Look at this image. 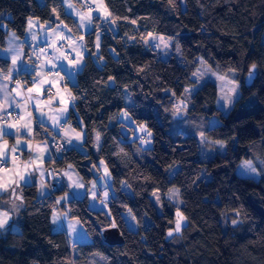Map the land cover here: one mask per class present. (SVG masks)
I'll return each instance as SVG.
<instances>
[{"label": "trees", "instance_id": "16d2710c", "mask_svg": "<svg viewBox=\"0 0 264 264\" xmlns=\"http://www.w3.org/2000/svg\"><path fill=\"white\" fill-rule=\"evenodd\" d=\"M103 1L115 23L113 29L107 24L101 29L96 59L102 63L93 58V29L83 35L84 64L70 85L76 97L70 116L80 119L85 151L70 147L58 160L49 158L45 164L54 168L68 164L88 185L91 165L102 160L111 180L109 214L90 208L86 195L59 204V191L38 197L34 184L23 185L22 207L15 219L19 230L6 227L0 234V264H92L95 252L103 255L104 264H264V0ZM30 16L63 22L73 34L80 33L62 0H0V46L8 31L24 37ZM148 33L173 37L181 61L174 54L161 58L145 42ZM197 57L233 79L238 97L224 113L216 105L215 83L205 82L190 95L192 105L181 117L192 120L194 127L186 128L187 135L179 131L173 137L168 131L175 114L172 100L193 84ZM253 64L256 76L247 86L244 76ZM8 66L0 58L1 75ZM121 111L132 123L118 119ZM212 117L219 123L209 126ZM138 125L151 132L150 147L130 139ZM194 132L221 140L224 151L201 159ZM95 135L99 145L93 152ZM242 159L252 161L257 179L237 174ZM174 164L178 168L170 176ZM203 164L210 178L195 184ZM172 185L178 188L180 205L164 196ZM153 190L161 193L160 213L150 197ZM56 206L80 222L88 241L71 244L64 231H55L50 215ZM176 208L185 224L168 236ZM126 209L136 230L125 222ZM223 212L225 230L220 223ZM233 219L239 222L233 225ZM112 222L120 233L118 242L101 236Z\"/></svg>", "mask_w": 264, "mask_h": 264}, {"label": "crops", "instance_id": "0c3cea01", "mask_svg": "<svg viewBox=\"0 0 264 264\" xmlns=\"http://www.w3.org/2000/svg\"><path fill=\"white\" fill-rule=\"evenodd\" d=\"M75 1L80 2V0ZM82 8L86 9L83 6ZM93 10H95V6ZM71 15L77 21L79 26L80 33L77 35L73 34L71 30H69V28H67L65 25H63V27L59 26L61 33L58 34L53 31L54 29H49L55 25V22H50V25L48 26L41 23L42 21L39 22L32 20L33 25L36 27L42 26L43 29L41 31L35 30L37 32H34L32 27L29 29V23H27L29 21H26L28 27L25 28V37L20 38L15 33L13 36V32L8 31L4 45L0 46V58L7 60L9 64L7 72L21 73L25 75L28 81L27 88L23 90L18 83L9 82L5 78V75L0 74V104H11L12 107L7 108V110L13 108L19 112V116L27 117V112H31V135L34 136V138L31 139L27 131L25 129H21L20 137L22 142L20 150L15 153V155L20 156L19 159L15 160L14 162L9 159V167L6 168L8 171H0V181L9 183L10 185L9 191L0 192V196L3 195L0 197V210L10 212V219L8 224L5 225V228L10 227L11 229L12 223L9 224V222H13L16 219L17 216L15 217V215H18L22 207L21 199L17 200L15 196L21 197V187L23 185L34 184L36 188V195L38 197H43L47 194L48 175L46 172L45 161L49 159L46 138L48 131L57 130L58 135L64 138L70 147H75L80 151H85V148L83 147V141L85 137L83 126L77 114H75L74 117L70 116L71 111H74V101L69 100V92L71 93V96H73L70 85H74L76 83V74L81 70L84 64L86 47L83 35L93 29H103L102 27L106 26V24L108 25V23H105L101 21L100 18L96 17L98 20V27H95V24L93 26L92 23L88 28V26H84V23L82 26L81 22L76 19L74 14ZM33 35L35 36V39H33ZM61 36L64 38L62 39ZM148 36L153 35L149 34ZM26 37L31 39V45H27L24 42ZM81 37H83V39H81ZM95 37L96 35L94 36V43ZM150 38L155 39V36ZM9 42L15 46L9 47ZM38 43L46 44L53 52V57L47 59L44 53L37 51L35 49V44ZM94 43L93 58L95 57ZM151 44L156 43L151 42ZM59 46H62L71 54L72 58L70 60L80 59V57L77 55V52L82 53L81 65L77 68H73L69 63L70 60H65L63 58L64 54ZM74 48L76 50H73ZM8 49H11V51H7ZM57 57L60 58L57 59ZM13 58H16L17 60L15 65L12 63ZM49 61H51V63H49ZM52 64L57 65L56 68L59 69V74L63 77V80H60L57 75H52L47 72V69L51 68ZM34 81L36 83H34ZM41 81H51V83L41 84ZM65 85H67V90H65ZM37 87L41 88L40 93L35 91V88ZM30 88L33 89V92L31 93L28 92V89ZM48 88H52L54 92L47 95L46 91ZM17 92L21 93V95H17ZM29 95H32L34 99L26 105L25 101ZM6 97L7 99H5ZM37 97L38 99H35ZM62 101H66L67 105ZM16 103H19L21 107H15ZM65 106H67L68 111L61 115V110L64 109ZM37 108H39L40 111H37ZM57 118H59V123L56 122ZM71 118L75 119L76 125H72L70 122H68ZM16 121H13L12 123H15ZM20 122L24 123V121ZM62 123L64 124L63 129L58 130L59 125ZM36 128H38L40 132L37 133ZM10 131L14 132L15 130L12 129ZM77 134L80 136L79 139H77ZM16 138L17 137L15 135L5 137L9 148L15 145ZM25 141H27V143H25ZM94 143L92 150L93 152H96L98 149L99 140H94ZM29 144L31 147L28 146ZM102 162V160H98L96 164L91 165L90 171L92 177L88 185H85L79 174L72 166L69 167L70 165L67 164L60 168H54V173L58 182L57 191H59L58 195L56 196V202L59 204L65 203V201L70 197L80 198L83 195H86L90 208L103 210L106 214H109L108 201L111 196V180L109 171L105 163ZM25 172L31 174L29 183L19 181L17 173L23 174ZM13 180L18 181L19 186L12 184L11 181ZM13 187L15 188V196L11 192V188ZM13 204L19 206L18 210H13ZM54 216L58 217L55 223H53ZM71 219L74 218L69 217L67 211L64 210H61L60 212L53 210L50 215V222L55 231H64L71 244L79 243L76 241V235L72 232L73 227L70 226ZM113 230L116 232L115 229ZM101 233L104 234L105 230L102 229ZM115 234L116 238L118 239L119 237L117 233ZM80 237L83 242L88 241L84 233L83 235L81 233ZM70 238L73 240H70ZM109 241L113 242V240Z\"/></svg>", "mask_w": 264, "mask_h": 264}, {"label": "rangeland", "instance_id": "374dc122", "mask_svg": "<svg viewBox=\"0 0 264 264\" xmlns=\"http://www.w3.org/2000/svg\"><path fill=\"white\" fill-rule=\"evenodd\" d=\"M86 1H89L92 5H94L95 10L91 11V10L83 9L82 8L83 3H85ZM97 2H98V0H80V2L75 1V0H62L65 12L69 15L74 14L76 19L79 20V22H81L80 15H88L89 12H91V15L93 18L98 17V18H100L101 21L108 23V25L113 28L114 23H112V20L109 19L110 17L107 20H105L104 15H103V11L102 10L97 11ZM69 3H71L73 5L72 8L68 7ZM103 3H104V1H103ZM182 3H183V0H182ZM104 5H105V3H104ZM52 18L54 20H56V16L54 13H52ZM29 19L36 20V21L40 22V20L37 17L30 16L27 18V21H29ZM27 23H26V28L28 27ZM41 23H43L44 25H48V26L50 25V21H42ZM92 23L94 26V24L96 23L94 21V19L92 20ZM54 24L55 25H53L49 29H54L55 32L58 34L61 33L59 26L63 27V25H64L63 22L55 21ZM85 25L88 26V28L90 26V24H88L87 21L84 22V26ZM32 28H33L32 30L34 32H37L35 30L41 31L43 29L42 26L36 27L35 25H33ZM101 34H102V31L99 28L96 29L94 32V36L96 35L95 43H94L95 44V57L99 52V48H97V46H96L97 36H99V45H100ZM149 34L155 36V39L154 38L151 39L150 37H153V36H148ZM148 35H147L145 41L149 42V43H151V42L156 43L157 50L159 51L161 58H167L170 54H174L176 59L179 62L181 61L180 47H179V44L177 43V41L174 40L173 37L162 35V34H157V33H148ZM161 37H163V42L160 39ZM18 43H19V41H18ZM165 44H167V46H165ZM8 46L13 47L15 45L10 43V44H8ZM95 57H94V59H95ZM196 60H197V65L191 74V78L194 82L191 86L186 87V89L184 90L182 95L178 97L180 108L173 107L175 109L174 112L176 113L180 110H185L187 107L191 106L192 102L190 100V95L197 88H199L202 84H204L207 81H212L215 83V85L217 87V91H218L217 99H216V105L220 108V110L222 112H224V113L227 112L229 110V108L233 105V103L235 102L236 98L238 97V93H239L238 84L233 79L227 78V77L223 76L222 74L218 73L215 69L211 68L208 64H206L204 62V60L201 57H197ZM96 63L98 65H100L102 63V59H96ZM219 77H224V80L219 79ZM230 81L233 83H229ZM233 84L236 86V94H234V96H233V102L231 104H227V103H225L224 100L221 99V97L225 96L228 93V90L231 87H233ZM166 92L170 93V90L167 89ZM124 113H126V112L121 111L120 113H118L117 114L118 119L124 121L126 124L132 123L128 114H127V116H124L123 115ZM181 117L182 116H180V117L172 116V118L170 120L171 122H170V126L168 127V131H169V133H171V135L173 137H175L179 131H182L183 135H187L186 128L189 126L194 127L193 126L194 123L192 122V120H190L188 117L187 118H181ZM218 123H219V120L217 117H212L209 120V126H214ZM143 128L146 129V131H142L141 129H138L137 126H134V131L131 134L130 139L131 140L135 139L138 136H140L141 134L144 135L143 136L144 138L139 139L138 143H139L140 147L147 148V147H150L152 144V138H151L152 135L148 136L147 133L150 131L145 126H143ZM194 134H195V137H196V140L198 143V152H199V157L201 159L207 160V159L211 158L215 153H217V152L222 153L224 151L225 146L223 148H221L220 144L217 143V142H222L221 140H210L201 132H194ZM201 134H203V135H201ZM96 139H97V135H95V137H94L95 141H96ZM222 143L224 145V142H222ZM245 161H251V160L242 159L237 166V169H236L237 174L241 175V176L253 177V178L257 179L259 176L258 171H256L255 173H250L242 167V165ZM177 168H178V164H174L173 166H171L168 170L169 175L171 176L176 171ZM209 178H210V175H209V173L206 172L205 165L203 164L200 167V172L197 175V177L195 178L194 183L196 184L200 180L207 181ZM124 188H125V190L128 191V188L126 186H124ZM176 190H178V188L176 186L172 185L164 193V196L169 198L171 201H173L177 205H180L181 200L179 197V191H178V196L171 195V193L175 192ZM150 197H151L153 204L155 205L156 212L160 213L161 212V193L158 190H153ZM177 211H179L181 213L180 208L175 209V211H174L175 218H174L173 228L169 229V231H173V233H177L174 231L175 221L177 219V215H176ZM223 215H224V212L221 214L220 223H221L223 230H225L226 221H225ZM16 216L17 215H15V217ZM123 216H124V219H125L127 226L130 229L136 230L138 228V225H137V223H136V221H135V219H134V217H133V215L129 209H126L123 212ZM9 224H11V230L12 231L16 232L19 230V226H17L16 220H14L13 222H9ZM112 224H113V222L109 226L103 228L105 230V233L104 234L101 233V236L103 234L102 238H103V240H105L107 242H110L109 240H113V242H118L121 240L120 233L117 230L118 229L117 227H114V228L112 227ZM184 224H185V220L182 222V226ZM231 224H232V221H231ZM70 226L73 227L72 232H73V234L76 235V238H77L76 241L77 242H83L80 239L81 233H82V235L84 233V235H86L87 239H89L87 233L85 232V229L83 228V226L80 224V222L76 218L70 220ZM113 229H115L116 232H114ZM3 230L4 229H0V234L3 232ZM79 231H80V234H79ZM169 231L167 232V235H168ZM115 233H117V235L119 237L118 239L116 238ZM70 240H73V239L70 238ZM90 259H91L92 264H104V258H103V255L101 253H98V252L92 253L90 256ZM33 263L38 264L37 262H33Z\"/></svg>", "mask_w": 264, "mask_h": 264}, {"label": "snow or ice", "instance_id": "6c2138e0", "mask_svg": "<svg viewBox=\"0 0 264 264\" xmlns=\"http://www.w3.org/2000/svg\"><path fill=\"white\" fill-rule=\"evenodd\" d=\"M69 8H72L73 5L71 3H69L68 5ZM103 11V15L105 20H107L109 17H111V13L107 10L106 6L103 3V0H98L97 2V11ZM98 18V17H97ZM80 19H81V25L83 26V23L85 21H87L88 24L92 23L93 17L91 15V12H89L88 15H80ZM29 29H31V27L33 26V22L31 19H29ZM112 23H115V18H112ZM134 23V21H133ZM55 31V30H53ZM15 34L13 33V36ZM151 35V34H150ZM61 38L63 39L64 37L61 36ZM33 39H35V36L33 35ZM81 39H83V37H81ZM161 41L163 42V37L160 38ZM74 43V42H73ZM97 48H99V36H97V44H96ZM165 46H167V44H165ZM73 50H76L75 48ZM7 51H11V49H8ZM77 55L80 57V59H73L70 60L69 63L71 64V66L73 68H77L81 65V59H82V53L77 52ZM60 57H57V59H59ZM63 58L65 60L68 59L67 55H64ZM17 62L16 58H13V65H15ZM49 63H51V61H49ZM53 68H56L57 65L56 64H52ZM256 68V65L253 64L252 67L249 69V77L252 76L254 70ZM56 75L59 77L60 80H63V77L60 76V74L57 72ZM10 75L8 77H6V79H10ZM219 79L224 80V77H219ZM34 83H36L34 81ZM41 84L44 83H51V81H41ZM229 83H233V82H229ZM65 90H67V85L64 86ZM35 91L37 93L41 92V88L37 87L35 88ZM50 91V89H49ZM187 91V90H186ZM28 92L31 93L33 92V89H28ZM234 94H236V86L233 84V87H231L228 90V93L221 97L222 100L225 101V103L227 104H231L233 102V96ZM17 95H21V93L17 92ZM7 99V97L5 98ZM34 99V97L32 95H29L25 101V104L27 105V103L31 102ZM35 99H38L35 98ZM76 99V97L71 96V93L69 92V100L74 101ZM67 105L66 101H62ZM12 107L11 104H0V113L6 112L7 108ZM15 107L19 108L21 107V105L19 103L15 104ZM37 111H40L39 108H37ZM68 108L67 106H65L64 109L61 110V115H63V113L67 112ZM43 114V113H42ZM9 116H11V113H8ZM124 116H127V113L123 114ZM31 117H32V113L31 112H27V117L25 116H19L17 118V121L15 123L9 122L8 120L4 119L3 115H0V171L3 172H7L8 169H6L4 166L6 164H8L9 159H11L13 162L17 159V157L15 156V153H17L20 150V146H21V137H20V133H21V129H25L28 133V135L32 134V128H31ZM20 121H24V123H21ZM56 122L59 123V118L56 119ZM14 129L15 131L12 132L10 130ZM142 131H146V129H144L143 127L141 128ZM10 135H15L16 138V143L15 145H13L11 148H9L7 140L5 139V137L10 136ZM67 135V133H66ZM148 136H151V132L147 133ZM203 135V134H201ZM80 136L79 134H77V139H79ZM97 140H99V135H97ZM70 142V141H69ZM25 143H27V141H25ZM220 144V147L223 148L224 145L222 142H217ZM29 147H31V145H28ZM103 163V162H102ZM71 167V166H69ZM242 167L250 172V173H255L257 170L256 168L253 166L251 161H245L242 165ZM107 174V172H106ZM18 177H19V181H24L25 183H29L30 182V173L25 172L23 174L21 173H17ZM12 184H16V186L18 185V181L13 180L11 181ZM10 190V185L9 183H4L2 181H0V192H6ZM11 192L12 194L15 196V188H11ZM171 195H175L178 196V190H176L175 192L171 193ZM15 198L17 200H20L21 197L20 196H15ZM66 198V197H65ZM63 199V198H62ZM59 202V201H58ZM18 205L13 204V210H18ZM177 219L175 221V229L174 231L179 233L181 231L182 228V222L186 219L182 213H180L179 211H177ZM238 215V213H237ZM10 219V212L9 211H5V210H0V229H4L5 225L8 224V221ZM58 217L53 218V223H55L57 221ZM239 221L236 219L232 220V224L236 225ZM112 227H116V224L113 222ZM169 236L173 235V231H169L168 233Z\"/></svg>", "mask_w": 264, "mask_h": 264}, {"label": "built area", "instance_id": "2783aa9c", "mask_svg": "<svg viewBox=\"0 0 264 264\" xmlns=\"http://www.w3.org/2000/svg\"><path fill=\"white\" fill-rule=\"evenodd\" d=\"M83 7L86 9H89V10L94 9V5H92L88 1L83 3ZM25 43L27 45H30V44H32V41L30 38L27 37V38H25ZM152 47L154 50H156L155 44H152ZM59 48L63 51L64 55H67V57H68L67 60H70L72 58L71 54L67 50H65L62 46H59ZM35 49L39 52L44 53V55L47 59H50L53 57V52L44 43L35 44ZM47 72L49 74H52V75H56L57 72L60 73L59 69L53 68V67L48 68ZM9 75L11 77L10 79H7L9 82L18 83L22 87L23 90L27 88L28 83H27L26 77L23 74L16 73V72H6L5 78L8 77ZM49 89H50V91H49ZM53 92H54V90L52 88L47 89L48 95L52 94ZM172 105L175 107L180 106L179 102L176 99L172 100ZM8 113H11V116H9ZM0 115H3L5 120H8L9 122H13V121L17 120V118L19 117L20 114L17 110L11 108V109L7 110L6 112L1 113ZM69 122L72 125H75L74 119H72V118L69 119ZM63 127H64V124L62 123L61 125H59L58 130L63 129ZM138 128H141V126L139 125ZM29 137L31 139L34 138L33 135H30ZM143 138L144 137L142 135H140L138 137V139H143ZM47 143H48L49 157L52 161L58 160L61 157V155L66 153L68 151V149L70 148L67 141L58 135L57 130H50L49 131V133L47 135ZM15 156L17 157L16 160H18L20 157L19 155H15ZM4 167L8 168L9 162ZM46 172L48 175V184H47V194L46 195L49 197H52V194L56 190L57 185H58L57 178H56L55 173H54V167L52 166V164L46 166ZM42 200H43V198H42ZM54 209H55V211L59 212V206H56Z\"/></svg>", "mask_w": 264, "mask_h": 264}, {"label": "water", "instance_id": "95a60500", "mask_svg": "<svg viewBox=\"0 0 264 264\" xmlns=\"http://www.w3.org/2000/svg\"><path fill=\"white\" fill-rule=\"evenodd\" d=\"M252 67V65L248 68L245 76H244V83L245 85H250L252 83V81L254 80L255 76H256V68L252 74L251 77H249V69ZM186 115V111L185 110H181V111H178L174 114L175 117H180V116H184Z\"/></svg>", "mask_w": 264, "mask_h": 264}]
</instances>
